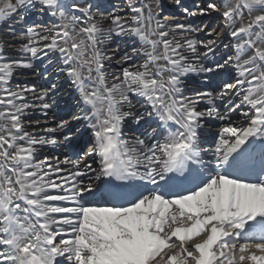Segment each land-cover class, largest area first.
<instances>
[{
  "label": "snow or ice",
  "instance_id": "6c2138e0",
  "mask_svg": "<svg viewBox=\"0 0 264 264\" xmlns=\"http://www.w3.org/2000/svg\"><path fill=\"white\" fill-rule=\"evenodd\" d=\"M155 9L126 0L98 18L91 0H0L20 57L0 42V264H264V0L185 8L218 14L209 40ZM113 38L134 46L115 59ZM37 61L74 92L91 141L75 159L42 155L71 129L61 140L70 121L28 118L29 95L54 110L55 83H15ZM190 74L215 87L185 95Z\"/></svg>",
  "mask_w": 264,
  "mask_h": 264
},
{
  "label": "bare ground",
  "instance_id": "6f19581e",
  "mask_svg": "<svg viewBox=\"0 0 264 264\" xmlns=\"http://www.w3.org/2000/svg\"><path fill=\"white\" fill-rule=\"evenodd\" d=\"M126 3V0L124 1ZM145 3H147V0H144ZM99 4V8L96 11V15L99 18L100 13H104L107 15L109 12L114 11L112 10L111 6L107 3V0H96V2ZM162 6H163V14L168 12L170 9H174L173 6L174 0H161ZM184 3V4H183ZM114 6H124L122 1L115 2L113 4ZM178 5V3H177ZM112 6V7H114ZM179 6H185V2L183 0H180ZM189 7H193L191 4L186 7L189 10ZM205 6H202L201 8H204ZM197 8V11L199 9ZM185 9V8H184ZM184 9H181L184 11ZM174 12V10H172ZM125 12L127 10L125 9ZM179 16L175 18H162L164 20L170 21V24L172 27H174L176 24H184V25H191L193 28L200 27L205 29V31L200 32H189L186 33L188 38L196 39V40H209V39H215V33L212 34V36L206 35V31L211 30L213 28L216 29L218 32L220 30V27L222 25V21L219 18L218 14L216 12H212L210 15H189V13L184 12H178ZM37 15H33L32 17H35ZM217 16V17H216ZM31 17V18H32ZM38 17H40L38 19ZM37 22L40 23H50V18L47 16H38ZM216 17V20H215ZM30 21V20H29ZM31 23V22H30ZM33 23V22H32ZM6 30H4L5 33L2 35L0 34V42H3L6 50L8 52V55L11 58H20L17 53L12 51V49H8L7 45L9 43L13 42V36L9 33L7 25H3ZM3 26H1L3 28ZM107 26V25H105ZM21 29L17 27V32H19ZM3 31V30H1ZM178 31V30H177ZM179 39L180 37L177 36ZM133 41L131 39L125 38L123 40H120L118 38H113V40L107 45L106 51L109 55H114L115 59H120L124 55L125 52H130L131 48L133 47ZM201 51H204V49H201ZM223 52L224 50L221 49ZM209 64L211 61L208 62ZM37 64V70H21V74L18 78V80L15 81V83H19L22 85H28V86H35L37 89V92H40L44 89H51V85L55 83L57 85L56 89H53L50 91L49 96L46 98V102L54 105V110H49L48 115L45 116L42 112V110L39 108L40 101L35 100L31 95H29L28 99L29 102L34 103L37 105L36 108L29 111V119L35 121L40 120L42 123L45 120H48V126L49 127H56V123L59 122L61 119L70 121V124L68 128H66L63 132L58 131L56 135L59 139H63V136L65 134L69 133V129H71V144L67 143H61L58 144L54 148H49L46 150L42 155H48V156H56L60 159H63L64 157H68L70 159L77 158L78 155L82 154L83 152L87 151V144L85 141H88L90 143L91 141L88 140V137L86 134L82 135L83 130L81 129V132H77L75 122L71 120L72 116L76 114L77 112V104L76 99L74 98V92L69 87L67 82L61 77L57 79V75L54 71H52V66H48L47 71V79H45V68L43 66H40L39 61L36 62ZM116 65L113 64V68L115 69ZM216 80L215 78L213 80H208L204 74L196 75V74H190L187 78V84L184 89L185 95H194L198 91H210L215 87ZM219 127V124H215L211 131H216V129ZM143 130H140L142 132ZM133 132H136V134H140V132L137 131V128L135 125H132L129 123V129L128 134L131 135ZM90 158H86L85 161H82V164L86 162ZM95 166V165H94ZM97 183H100L99 181Z\"/></svg>",
  "mask_w": 264,
  "mask_h": 264
},
{
  "label": "rangeland",
  "instance_id": "374dc122",
  "mask_svg": "<svg viewBox=\"0 0 264 264\" xmlns=\"http://www.w3.org/2000/svg\"><path fill=\"white\" fill-rule=\"evenodd\" d=\"M119 1H122V3L125 5V0H107V3L110 5V6H114L113 4H115V2H119ZM91 2L92 3H94V2H96V0H91ZM147 3H149V4H151L152 6H153V10H154V12L156 11V9H155V3H156V0H147ZM194 3H195V5L197 4L195 1L193 2V8L191 7V8H189V13H191V12H196L197 11V8L196 7H194ZM98 3H95V5H97ZM179 4H180V0H179V3H178V5H177V2H176V0H174V4H173V6L175 7L174 9H170L168 12H166V13H164L163 14V12H162V17L161 18H165V17H167V18H175V17H178L179 16V14H178V12H184L185 13V11H183V10H181V9H183L184 7L183 6H179ZM98 6V5H97ZM124 7V6H123ZM122 6H119V5H117V6H114V7H111L112 8V10L113 9H115V10H117V9H120V8H123ZM97 9H98V7H97ZM114 10V11H115ZM172 10H174V12L172 11ZM97 11V10H96ZM111 12H113V11H111ZM217 17V16H216ZM216 17H215V20H216ZM40 17H38V19H39ZM37 16H35V17H30V21H28V23H40V22H37ZM1 30H3V31H1ZM4 30H6L5 29V27L3 26V28L0 26V34L2 35L3 33H5L4 32Z\"/></svg>",
  "mask_w": 264,
  "mask_h": 264
}]
</instances>
